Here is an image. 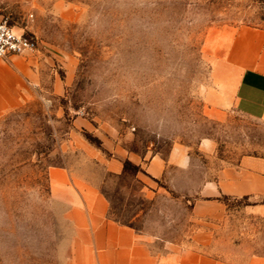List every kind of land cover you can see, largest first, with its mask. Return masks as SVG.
Wrapping results in <instances>:
<instances>
[{"label":"rangeland","instance_id":"374dc122","mask_svg":"<svg viewBox=\"0 0 264 264\" xmlns=\"http://www.w3.org/2000/svg\"><path fill=\"white\" fill-rule=\"evenodd\" d=\"M240 25L264 27V0H85L71 15H44L28 34L34 51L0 57L26 70L23 96L0 112V264H66L72 226L57 166L98 181L114 218L183 240L199 195L181 190L244 155L264 157V120L205 101ZM174 147L191 155L189 173L106 168L113 156L144 163Z\"/></svg>","mask_w":264,"mask_h":264},{"label":"crops","instance_id":"0c3cea01","mask_svg":"<svg viewBox=\"0 0 264 264\" xmlns=\"http://www.w3.org/2000/svg\"><path fill=\"white\" fill-rule=\"evenodd\" d=\"M83 1L0 0V16H7L16 31L35 34L47 12L71 15ZM10 60L0 58V112L24 93L26 70L16 68L14 58ZM212 78L205 91L211 112L235 108L264 120V27H235L217 53ZM128 158L142 163L152 179L163 178L169 166L191 171V155L178 147L167 157L154 154L144 163L135 155ZM106 168L123 172L124 161L113 156ZM51 179L67 201L72 226L66 264H264L263 156L244 155L237 164L206 177L198 189H182L184 194L199 196L190 208L189 233L178 241L111 216L109 199L94 179L59 166L51 169ZM241 198L248 202L233 210L229 200Z\"/></svg>","mask_w":264,"mask_h":264},{"label":"built area","instance_id":"2783aa9c","mask_svg":"<svg viewBox=\"0 0 264 264\" xmlns=\"http://www.w3.org/2000/svg\"><path fill=\"white\" fill-rule=\"evenodd\" d=\"M37 46L33 36L16 31L7 16H0V57L34 51Z\"/></svg>","mask_w":264,"mask_h":264},{"label":"trees","instance_id":"16d2710c","mask_svg":"<svg viewBox=\"0 0 264 264\" xmlns=\"http://www.w3.org/2000/svg\"><path fill=\"white\" fill-rule=\"evenodd\" d=\"M93 138H95V137H93ZM140 169L141 168H140L139 164L132 162L130 159H125L123 173L124 172H129V171L135 173V172L139 171ZM221 198L226 200L228 197L227 196H223ZM126 223H128V222H126ZM129 224H131V223H129ZM131 225H133V224H131Z\"/></svg>","mask_w":264,"mask_h":264}]
</instances>
